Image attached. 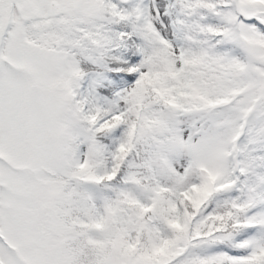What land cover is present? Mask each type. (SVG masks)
Instances as JSON below:
<instances>
[{
	"label": "snow or ice",
	"instance_id": "snow-or-ice-1",
	"mask_svg": "<svg viewBox=\"0 0 264 264\" xmlns=\"http://www.w3.org/2000/svg\"><path fill=\"white\" fill-rule=\"evenodd\" d=\"M0 264H264V0H0Z\"/></svg>",
	"mask_w": 264,
	"mask_h": 264
}]
</instances>
